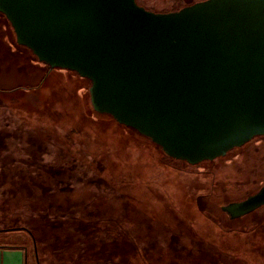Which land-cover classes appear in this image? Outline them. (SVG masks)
<instances>
[{
    "label": "rangeland",
    "instance_id": "1",
    "mask_svg": "<svg viewBox=\"0 0 264 264\" xmlns=\"http://www.w3.org/2000/svg\"><path fill=\"white\" fill-rule=\"evenodd\" d=\"M90 85L40 61L0 12V233L30 230L39 264H264V205L222 210L263 186L264 136L192 166L95 113Z\"/></svg>",
    "mask_w": 264,
    "mask_h": 264
},
{
    "label": "water",
    "instance_id": "2",
    "mask_svg": "<svg viewBox=\"0 0 264 264\" xmlns=\"http://www.w3.org/2000/svg\"><path fill=\"white\" fill-rule=\"evenodd\" d=\"M17 40L90 80L93 107L190 164L264 136V0H199L156 12L137 0H0ZM264 205V184L222 206Z\"/></svg>",
    "mask_w": 264,
    "mask_h": 264
},
{
    "label": "crops",
    "instance_id": "3",
    "mask_svg": "<svg viewBox=\"0 0 264 264\" xmlns=\"http://www.w3.org/2000/svg\"><path fill=\"white\" fill-rule=\"evenodd\" d=\"M13 230L0 233V264H39L38 249L33 240V233L28 229ZM67 258L69 256L63 257V259ZM82 264H132V262L115 258L95 259Z\"/></svg>",
    "mask_w": 264,
    "mask_h": 264
},
{
    "label": "trees",
    "instance_id": "4",
    "mask_svg": "<svg viewBox=\"0 0 264 264\" xmlns=\"http://www.w3.org/2000/svg\"><path fill=\"white\" fill-rule=\"evenodd\" d=\"M90 104H91V102H90ZM93 111H95V113H97V114H100V112H98L95 108H93ZM102 114V113H101ZM103 114H106V113H103ZM112 116V115H111ZM113 117V116H112ZM114 118V117H113ZM115 119V118H114ZM116 120V119H115ZM117 121V120H116ZM123 125H125V124H123ZM125 126H127V125H125ZM127 128L128 129H130V130H133L134 132H136L137 134H139L140 136H142V137H144V138H146V139H148L149 141H151L152 143H154L158 148H160V149H162V151L164 152V154L166 155V156H168V157H170V158H173V157H171V156H169L164 150H163V148L160 146V145H158L157 143H155V142H153L152 141V139L151 138H149L148 136H146V135H143V134H141L138 130H136L135 128H133V127H130V126H127ZM258 137H260V136H258ZM256 138V137H255ZM255 138H253L252 140H254ZM252 140H250V141H252ZM250 141H248V142H250ZM236 149V148H235ZM231 152V151H230ZM174 159H176V158H174ZM181 160V159H180ZM186 161V160H185ZM187 162V161H186ZM208 162H212V161H205V162H202V163H208ZM189 165H192V166H196V165H199V164H202V163H199V164H190L189 162H187ZM236 200H239V199H236ZM235 201V200H234Z\"/></svg>",
    "mask_w": 264,
    "mask_h": 264
},
{
    "label": "flooded vegetation",
    "instance_id": "5",
    "mask_svg": "<svg viewBox=\"0 0 264 264\" xmlns=\"http://www.w3.org/2000/svg\"><path fill=\"white\" fill-rule=\"evenodd\" d=\"M255 193V192H254ZM246 198V197H245Z\"/></svg>",
    "mask_w": 264,
    "mask_h": 264
}]
</instances>
